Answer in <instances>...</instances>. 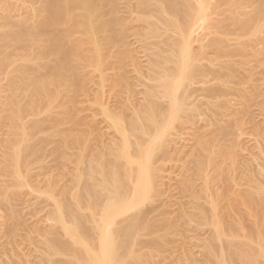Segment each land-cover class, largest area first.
Masks as SVG:
<instances>
[{"label": "bare ground", "instance_id": "obj_1", "mask_svg": "<svg viewBox=\"0 0 264 264\" xmlns=\"http://www.w3.org/2000/svg\"><path fill=\"white\" fill-rule=\"evenodd\" d=\"M120 1L121 0H0V103H2L0 118L4 120L2 126H0V264H141L140 262H143V259H145L143 257L144 254H141L142 256L139 255L141 252L139 247L140 252L135 254V250H133V253L132 245L136 240L137 234L140 235L139 233L144 228L146 232V227L144 225L150 223L145 222V224H143L142 220L144 219L142 218L141 220L139 216L143 211L142 208L146 209L147 204L145 205V202H150L151 200L152 203L153 196L154 199L158 200V198H155L157 195L155 192L158 191L155 190V188L158 189L157 183L159 181L154 179L157 174L155 173L156 175H154V171L156 172V170L152 169L154 165L151 166V163L154 164V161H152L154 160L153 157H159L156 154L160 152L163 153L162 151L165 152L164 149H170L171 144L173 145L174 143L177 145L175 142L172 143L173 140L172 137H170V130L173 128L175 129V127L177 128V126L181 128L182 125H186V122L191 121L192 123L193 120H195L193 118L201 115V111L203 113L204 110H210L207 111V113L215 112L217 114L221 112L227 113L228 111L232 113L233 116V114L236 115L239 113L248 114L252 103H264V0H123V3H120ZM120 13L122 15H119ZM94 25L95 28H93ZM92 59L96 61L98 66H103L102 69L105 68V60L110 59L111 61H108L109 63L106 62L108 63L106 65L108 66L111 62L113 64L112 66L117 67H113V70L115 68L118 72L126 70L124 67L127 68V64L129 65V80H126L129 81V86L124 81L126 79V75L124 74L125 71L122 72L123 75L122 73L118 75L113 74L112 80L109 79L110 73L109 75H107L108 73L101 74V72H106V69L110 65L105 68L106 71H102L101 67L99 69L98 66H96L100 72L99 76L102 78L98 86H101L103 82H107L108 80L109 82L110 80L114 82L118 87V83H120V85L125 83V90L128 86L129 105L125 106V104L124 107L120 108H122L121 110L123 112L124 109L128 110L129 118L128 113L123 115L127 111L124 113L122 112V114L121 110H117L122 114L121 116L119 113L118 116L116 113L114 114L111 112L108 109L111 105L107 107L108 101H106L109 97L105 95L107 97L105 99L106 102L102 101L104 103H102L101 107L102 112L104 111V115L110 119L107 120L108 122L111 121L112 126L109 125L110 129L113 127L117 135L115 136L113 134L115 137H110L112 139H109L107 143L102 142L105 144L102 148L106 150L110 149V151L108 150L110 155L108 151L106 155H109V157L113 159L110 161L111 163L108 162V164L110 163L109 166H107L108 164L105 162L107 164L105 166L107 167L103 166V163H101L103 167L98 164L97 168H95L97 162L93 164L90 163L92 161L87 162V171L85 174H79V172L85 171V168V170L82 168L81 171H77L79 169L77 165L79 164L75 165L77 166V170H75L78 173L76 176H73L76 180L73 178V180L70 179L72 182L69 184L74 182V185L72 184V188L69 190L71 186L68 188L69 184L67 182L69 180H66L67 177L64 179L63 176L65 175H62L63 173L61 174L59 170V173L56 171V169H59L58 166H60L58 162L60 159H63L61 156L64 155L61 154V156H59L58 154H53L52 148L55 150H69L73 147L70 145V142L75 138L72 142L74 145L76 142L78 144V141L81 140H79V138H82V135L78 138L76 135L78 134L79 136L83 131L76 129L81 132H74V137V134L72 136L71 133L66 132V129H63L64 127H60V132H58L59 128L55 127V129L58 128V130H55L57 132L54 135V132L50 130L54 129L53 126L58 125V123H55L53 126L51 125V128H53L49 129L53 135L48 138V135L51 133L44 130L46 128L44 124L50 123L49 119H46L43 123L41 120L35 119V117L42 112V105H46V110L49 108V105H51L50 109H56L54 106H56L55 104L57 103L54 102L62 99L66 100L64 96H67L69 90L72 91L75 89V92L77 89L80 91V89L83 88L86 82L82 85V81L85 80V76L82 75H86L88 72L82 68L87 64L88 68H91ZM126 59L127 61L129 60V63H126L125 66L124 61ZM92 64H94V62ZM122 66L123 70L120 71ZM92 67L94 68L93 65ZM85 68L87 69L86 66ZM110 68L112 72V67L110 66ZM110 68L108 69L110 70ZM82 70L83 73L86 71V74H81ZM102 76L108 77V80L106 78L104 80ZM80 77L84 80L81 79L80 81ZM111 86L114 88L116 87L113 85ZM85 87L84 89H86ZM112 87L110 89H112ZM82 91H84V94H80L87 96L85 90L82 89ZM77 92L78 91H76V93ZM101 92L102 90L100 94H96L100 100L101 98L99 95L102 94ZM62 94L64 96H62ZM70 94L71 93L68 95ZM72 95L75 96L76 94L74 95V93H72ZM120 95L121 94H119V96ZM71 96L70 98L73 97ZM115 97L117 96H113L112 99ZM119 98L120 97H118L117 101ZM72 99L74 100V97ZM69 103L68 101V104ZM98 103H96V105ZM88 105L90 106V104ZM99 105L100 103L98 106ZM44 106L43 108H45ZM59 106L61 105L59 104ZM118 106L117 109L119 108ZM234 107H238L239 109H235ZM261 107L263 108L264 106L261 105ZM60 108L61 107H59V111ZM111 108L112 107H110V109ZM113 108L114 111H116V107L113 106ZM50 109L46 111L49 112L48 115L52 112ZM75 110L77 112V109L72 111ZM207 113L205 112V114H202L204 115L203 119ZM70 115L69 112V116ZM254 115H252V118ZM44 117L46 118L48 116ZM225 117L224 120H226ZM238 117L240 118L239 115ZM48 118H50V116ZM66 118L69 119V123L70 118H68V116ZM245 118H247V115ZM249 118L252 119L251 117ZM62 119H64V117ZM73 119H75V116H73ZM221 119L220 124L222 123ZM60 120L61 119H58L57 121L59 122ZM230 121L233 122V119ZM229 122L227 121V123ZM239 122L240 121L236 123L242 128V122ZM251 122L252 121H250V123ZM234 124V128L232 129L239 126H235ZM246 124L249 125V122ZM48 125L46 126L50 128ZM67 126L68 125H66L65 128H68ZM205 126H203V129H205ZM238 128L234 130V133L235 131H239ZM62 129L65 132L62 131ZM43 130L44 133H48L46 136L48 139H46V141L49 140V142H45V144L43 141L44 145L41 144L42 142L39 143L38 141L41 140L42 137L34 141L35 137L37 138V135L41 134ZM73 130L75 131V129ZM89 130L88 133H90ZM253 130L255 132V129ZM240 131L245 135V130ZM237 133H235L236 136ZM172 134L173 133H171V136ZM253 134L255 136L257 135L255 133ZM196 135H198V133L195 134V136ZM207 135L210 136V134ZM259 135L263 136L261 134ZM237 137H242V135L239 134ZM256 137L262 141V137L259 138L258 135ZM256 137H254V140H257ZM176 139L177 137L175 140ZM205 139L206 140H203L201 134L200 136H196V139L193 141L195 142L194 146H196L198 150L208 149L209 144L207 143V137ZM238 139L236 138L237 141ZM86 140H84V143L88 142L89 137H87ZM234 140L233 138V142ZM237 141L235 144H237ZM48 143L55 145H53L54 147L48 145L52 151L49 152V154L43 152L44 154L40 153V156H37L36 152L38 150L34 149H45ZM80 143H83V139ZM77 144L75 146H77ZM85 145L87 146V143ZM79 146H82L81 149H86L88 147L85 146V148L84 144H80ZM218 146L219 145H217V147ZM235 146L234 148L231 146L234 151L237 149V145ZM76 148L77 150L80 149V147ZM220 148L223 149L224 147L221 146ZM220 148L218 149L220 150ZM228 148L229 146H227L226 149ZM171 149H173V147ZM214 150L216 151V149ZM211 151L215 152L213 150ZM231 152H228L229 154L227 153V156H230ZM64 153L65 152H63V154ZM81 155L82 154L79 156ZM165 155H163V157ZM233 155L235 156L237 154L233 153ZM233 155L230 156L232 157L231 159H233ZM82 156H84L82 158L85 160H93L89 158V155L88 157L86 155ZM211 156L209 157L211 158ZM220 156L222 155L220 154ZM229 156L228 159L230 158ZM206 157H204L205 160ZM93 158L95 160V157ZM252 158L253 156L251 159ZM193 160H195V158ZM66 161L67 159L65 162ZM258 161L260 160L257 158V162ZM43 162L44 164L37 165ZM69 162L70 160L68 163ZM237 162L233 163L236 164ZM251 162H253V160ZM261 162L262 163H257L258 166H256V169L254 167L256 171L253 170L252 173L250 171L252 167H250V175L241 173L243 179H246L245 181H241H247V183H245L247 187H242L243 191L240 190L241 185H243L242 182L241 185L239 184L240 182L234 184L235 181L238 182V175L234 177L235 179L233 178L234 180L227 178L228 176L226 179L223 176L224 179H229V181H232L231 184H234L231 190H233V188H239L238 191L236 190L238 194H236L235 190H230L231 193L229 192V196L233 195V198H231L233 200L235 199V195L243 197V199H240V197L235 196L237 199L239 198L238 203L240 202V205L245 207V211L243 210V212L247 214L255 210V207L252 206L254 207L252 211V207L249 205V202L246 201L247 197L248 199L251 197V195L249 197V194L256 191L258 194L264 195V189L260 188L259 183L257 185L258 188L257 186H251V184L257 183L260 179L264 178V159ZM198 163L199 162H197V164ZM63 164L65 165V163ZM209 164H212V162L208 163L210 168L214 165L212 164L210 166ZM159 165L161 164L159 163ZM200 167H202V165H200ZM214 168L211 169L213 170ZM236 168L239 169L238 167ZM63 169L65 170V167H63ZM64 170L62 172H64ZM208 170L210 173V169ZM220 171L221 170H219V172ZM189 172L193 174L191 171ZM255 172H257V175ZM246 173L249 174L248 172ZM95 174L96 176L99 174V177H96ZM208 174L204 177H202L203 175L201 176L203 180H201L202 178L200 179L204 184L203 199L206 203V207L190 203L192 204L193 210L198 211L195 212L198 213L197 217L199 221H201L198 222L201 224L200 226L208 225L207 227H209L211 225L215 230V233H212L214 236H204V232L202 235L204 237L202 239L198 238L199 243H196L195 247H197V251L194 250L192 246L193 249H189L190 251L188 254H183L185 251L182 248L181 250L184 251H182L183 253L181 252L182 256L174 260L172 264H264V237L262 238V236H260L261 233H259L260 235L257 233L256 238L258 239L254 240L252 237H254L253 235H255L256 231L252 236L249 232L247 235H244V232L240 234V236L234 231L235 229L233 227L235 222L230 221L231 223H222L220 220L222 217L218 215L219 209H221V207H218L219 202H217L219 196L216 197V195H214V190H212H217V186L215 188L213 186L216 182H213V184H211L213 187H211L210 181L212 182V178L214 180V177H209ZM83 176L90 179V182L92 179V183H88V180L83 181V179H85L81 178ZM80 178L83 183H86L83 184L79 182V184H83L79 187L77 182ZM224 179L222 180L226 183ZM159 180L161 179L159 178ZM219 184H221L220 181ZM245 184L244 186H246ZM229 185L230 184H228V186ZM236 185L240 187H236ZM219 186L221 187V185ZM27 190H30V194ZM81 190L84 192L82 191V193H80ZM79 194H81V196H79ZM83 194L86 195V197ZM75 195L76 197H74ZM186 195L188 196V194ZM217 195H219V193ZM26 196L34 197L33 199L36 198V200H38L37 198H41V200L34 205L32 204L33 202H30L29 197L26 199ZM68 196L75 200L74 203L71 200V203L68 202ZM159 196L161 197V193ZM195 197L197 196L195 195ZM223 197L226 198L227 196ZM197 200L195 198V202ZM159 201H162V198ZM228 202H226L227 205ZM151 203L150 207L152 205ZM203 204L204 203H202V205ZM253 204L254 203H252V205ZM143 205H145V207H143ZM238 205L236 206L241 208V206ZM189 206L191 207V205ZM147 208L149 207L147 206ZM261 209L264 211V206ZM229 210H231V208ZM43 211H45L44 214L46 213L45 221L41 220L40 216L42 215L37 217V214L39 212L43 214ZM128 211L130 214H125ZM177 211L178 209L176 212ZM263 211L262 213H264ZM86 212L88 213L86 214ZM153 212L152 210L151 214ZM155 212L154 214H156ZM189 212L191 213V211ZM230 212L233 214L232 210ZM243 212L241 211V213ZM209 213V216L212 214L210 221L207 216ZM123 214L126 216L124 215L125 217L119 218ZM249 214L246 215V219L250 216ZM225 216L227 217V215ZM238 216L240 217V215ZM244 216H242V218ZM155 218L156 217H154V220ZM187 218L189 219V216H187ZM160 219L161 218H159V220ZM237 219L239 218L235 219L236 222ZM261 219L264 220V217H261ZM192 220L194 222V219ZM144 221H146V219ZM240 221L237 223L242 225L243 223L241 224ZM259 222L261 223V221ZM190 223H188V225ZM238 225L235 224V226ZM151 228L152 227L149 229ZM239 229L242 230V227H239ZM153 235L155 238L157 237L154 233ZM193 237L195 238L196 236ZM139 238L140 237H138V239ZM149 238L147 237V240ZM160 238L162 237L160 236L159 239ZM183 238L185 239L186 237ZM142 239L143 238L139 239V241ZM156 239H158V237ZM149 241L151 242L152 240ZM172 248L174 247L169 249ZM185 248L187 250V247ZM148 249L147 247V250ZM177 249L179 250V246ZM153 250L155 251V249ZM148 255L152 257L151 254ZM168 262L171 264L170 261Z\"/></svg>", "mask_w": 264, "mask_h": 264}, {"label": "rangeland", "instance_id": "obj_2", "mask_svg": "<svg viewBox=\"0 0 264 264\" xmlns=\"http://www.w3.org/2000/svg\"><path fill=\"white\" fill-rule=\"evenodd\" d=\"M120 3H123V0H121L120 1ZM119 15H122L121 13L119 14ZM108 16V15H107ZM106 16V17H107ZM107 19V18H106ZM128 22H129V20H128ZM97 24H99V23H97ZM128 26H129V23H128ZM96 27H97V25H96ZM93 28H95V25H94V27ZM93 28H91V29H93ZM90 29V30H91ZM128 41H129V33H128ZM105 54V53H104ZM93 60V62H94V64H92L93 62H91V68H93L92 67V65L94 66V68L93 69H91V68H88V64L87 65H84V67L82 68V69H84V70H86L88 73V75L86 74V71H84V73H83V70H82V73L81 74H86V75H82V76H85L84 78H85V80L84 79H82L81 77H80V81H81V79L82 80H84V81H82L83 83H82V85L84 84V82H86L84 85H83V88H81L80 89V91L77 89L76 91H78L77 93H79V94H77L76 93V91L74 92V90H72V91H68V93H67V96L65 95H63L62 94V96H64V98H66V100H64V99H62V100H58L57 102H54V103H57V104H55L56 106H54V108H56V109H50V107H51V105H47L49 108L48 109H50V111H52L54 114H55V116H54V114L52 113V112H50V115H48L49 114V112H46L47 110H46V105L44 106V105H42V112L41 113H39L36 117H35V119H37V120H41V122H45L46 121V119H49V121H50V123H52V124H50L49 122L48 123H46V124H44L45 126L44 127H46L44 130L45 131H47V132H54V135H55V133L57 132V131H55V130H58V128H59V130H58V132H60L61 130V128H63V129H66V132H68V133H71V135L73 136V134H74V137H75V133H80L81 131H77V130H82L83 132H81V133H83V134H79V136H78V134L76 135L77 136V138L78 137H80V135H82V138H79V140L82 142V139H83V143H80V141H78L79 143L77 144V142H76V144H77V146H75L74 144H73V140H75V138L70 142L71 144L70 145H72L71 147L73 148H70L69 150L68 149H56V150H58L59 151V153H58V151H56L54 148H52L53 149V154H55V155H59V156H61V154L62 155H64V156H61L63 159H65V157H66V159H67V161L65 162V160H59V164L58 165H60V166H58L59 167V169H56V171L59 173V171H61L60 173L62 174V175H65V176H63V178L65 179L66 177V180H69L67 183L69 184V183H71L72 181H70V179L71 180H76L75 179V177H73V176H76L77 175V173L78 172H76V170H77V166H78V170L77 171H81L82 170V168H83V170H85L86 169V163L87 162H90V161H92V162H90L91 164H93V163H96L97 162V165H96V167H95V164H94V167L95 168H97V166H98V164H99V166L101 165V163H103V166H105V165H107L108 164V162H110V161H112V159L113 158H110L109 157V151H110V149H103L102 147L105 145L104 143H107L108 142V140L110 139H112V138H110V137H113L114 135L116 136L117 134H115V131H114V129H113V127L110 129V126H112V124H111V121H107V120H110L109 118H107L106 117V115H104V111L102 112V103L105 101V99H106V97L107 96H105V95H108V97L109 98H111V99H109V98H107L106 99V101H108L107 102V107H109L110 105V107H112L111 109H110V107L108 108L111 112H113L114 114L116 113L117 115H118V111H120L122 108H120V107H124V105L125 106H128L129 105V89H127L128 88V84H129V81H126V80H129L128 78H129V65L127 64V68L126 67H124V69H126V70H123V66H122V69H120V71L121 70H123V71H121V72H118V71H116L117 69H115V68H117V67H115V66H112L113 64L110 62V66L112 67V72H111V68H110V66L108 67L106 64H108L109 62L108 61H111L110 59L109 60H105L106 62H108V63H106V62H104L105 63V68H110V70L107 68L106 70L108 71H106L105 70V68H103L102 69V67H101V65H99L98 66V64L96 63V61H94V59H92ZM126 61V62H125ZM124 61V64H125V66H126V63H129V60L127 61V59ZM103 63V64H104ZM256 65V64H255ZM85 66L87 67V69L85 68ZM96 66H98V68L100 69V67H101V70L103 71V70H105L106 72H101V74L103 73V74H107V75H109V73H110V75H109V79H112L113 80V74L115 75V74H119V73H122V72H124V74L126 75V79L124 80L125 81V83L128 85L127 87H126V90L124 89V87L126 86L125 85V83L124 84H122V85H120V83H118L119 84V87H118V85H116V84H114V82H112L111 80H110V82H109V80L107 79L108 77H104V76H102L103 77V79L105 80V78L108 80L106 83L105 82H103L102 84H101V86H98V85H100V82H101V80H102V78L99 76V71H98V69H97V67ZM113 67H115L114 68V70L116 71H114L113 70ZM88 69H89V71H88ZM93 71V73H92V71ZM119 70V69H118ZM90 74V75H89ZM96 74H97V76H96ZM107 75H105V76H107ZM122 75H123V73H122ZM87 76V77H86ZM128 76V77H127ZM98 77V78H97ZM111 77V78H110ZM99 79V80H98ZM103 80V81H104ZM88 81V82H87ZM97 82V83H96ZM98 82H99V84H98ZM109 83H110V85H109ZM2 84V83H1ZM89 84H91V85H89ZM93 84V85H92ZM97 84V85H96ZM103 84H105V85H103ZM111 85H113V86H116L115 88L114 87H112ZM125 85V86H124ZM86 86V87H85ZM110 86V87H109ZM84 87L86 88V89H84ZM88 87V88H87ZM94 87V88H93ZM103 87V88H102ZM106 87V88H105ZM112 87V89H110ZM121 87V88H120ZM120 88V89H119ZM82 89L83 90H85V94L87 95V96H83L82 94H84V91H82ZM91 89H92V91L94 90L95 92H96V94L98 95V94H100V91L102 90V94L101 95H99L100 96V98H101V100L99 99V97L95 94V92L93 91H91ZM101 89V90H100ZM119 89V90H118ZM122 89V90H121ZM119 92H118V91ZM99 91V92H98ZM121 91V92H120ZM118 94H117V93ZM128 92V93H127ZM69 93H71L70 95H68ZM72 93H74V95L75 96H73L72 95ZM80 93H82V94H80ZM89 93V94H88ZM91 93V94H90ZM108 93V94H107ZM110 93V94H109ZM113 93V94H112ZM61 94V93H60ZM116 94V95H115ZM119 94H121L120 96H119ZM74 97V100L72 99L73 97ZM89 95V96H88ZM91 95H93V96H91ZM96 95V96H95ZM105 96V97H103V96ZM112 95V96H111ZM69 96V97H68ZM70 96L72 97V98H70ZM78 96H79V98H78ZM82 96H83V98H82ZM113 96H117V97H115L114 99H112L113 98ZM121 96H122V98H121ZM124 96V97H123ZM89 97V98H88ZM92 97H94V98H92ZM118 97H120L119 98V100L117 101V99H118ZM69 98V99H68ZM76 98V99H75ZM85 98H87V99H85ZM97 98H98V100H97ZM103 99V100H102ZM124 99H126V100H124ZM70 102L69 104H68V101ZM73 100V101H72ZM82 100H84V101H82ZM95 100V101H94ZM128 100V101H127ZM63 103H62V102ZM100 103V105L98 106V102ZM103 101V102H102ZM105 101V102H106ZM116 101H117V103H116ZM125 101H127V102H125ZM67 102V103H66ZM95 102V103H94ZM120 102V103H119ZM53 103V104H54ZM96 103H98L97 105H96ZM108 103H109V105H108ZM122 103H124V104H122ZM128 103V104H127ZM53 104H52V107H53ZM59 104L61 105V106H59ZM75 104V105H74ZM88 104H90V106L88 105ZM104 104V103H103ZM106 104V103H105ZM113 104H116V105H113ZM121 104V105H120ZM255 104V105H254ZM2 105V103H0V106ZM66 105H68V106H66ZM119 105V106H118ZM261 105L262 106H264V103H252L250 106H251V109H250V112L248 113V114H245V113H239V114H233V116H232V113H230V112H228L227 111V113H224V112H221L220 114H217V113H215V112H210V113H207V111H210V110H207V111H205L204 110V112L202 113V111H201V115H199V116H196V118H193V119H195V120H193V124L191 123V121L190 122H186V125L184 124V126L182 125V127L180 128V126L178 127L177 126V128L175 127V129L173 128V129H171L170 130V137H172V143L173 142H175L177 145H175L174 143H173V145L171 144V147H170V149H164L165 150V152L164 151H162L163 153H159V154H156V155H158L159 157H157L156 158V156H154L153 158H154V160H152V161H154V164H152L151 163V166L152 165H154V166H152V169L154 170H156V172L154 171V175H156V178H154V179H157V181H159L158 183H157V185H158V189H156L155 188V190H158L157 192H155V193H157V195L155 196V198H158V200H156V199H154V196H153V199H152V203H151V200H150V202H149V204H148V202H145V205H146V209L145 208H142L143 209V211H142V215L140 214L139 216H140V218H141V220H142V218L145 220L146 219V221H144V220H142L143 221V224H145V222H150L148 225L147 224H145L144 226L146 227V232H145V228L139 233L140 235H138L137 234V237H136V240H135V242L133 243V245L134 246H136V247H134L133 245H132V252L134 253V251L133 250H135V254H137V253H139L140 251L141 252H144V253H139V255H143V257L145 258V259H143V262H140L141 264H169V262L168 261H170L171 262V264L174 262V260H176L178 257H180V256H182V253L183 254H188V252L190 251V250H192L193 248H194V250H196L197 251V247H195L196 246V243L198 244L199 243V241H198V238L199 239H202L204 236H207V235H210V237L211 236H214L213 234L215 233V230H214V228L210 225L209 227H207L206 225H202V226H200L201 224H199L198 222H201V221H199V219H198V213H196V212H198L197 210H193V208H192V204H194V205H200V206H205L206 207V203L204 202V199H203V197H204V195H203V193H204V191H203V181H200V179L202 178V177H204L206 174H208L209 172V170L208 169H210V173L208 174V176L209 177H214V180H213V178H212V182L210 181V185L211 184H213V182H216V183H214V184H216V185H214L213 184V186H214V188L216 187L217 188V190L216 189H212V190H214V195H216V197L217 196H219V199H217L218 201L217 202H219V208L221 207V209H219V212H218V215H219V217L221 216L222 218L220 219L219 217H217V218H219L221 221H222V223H226V222H235L234 223V231H236V233H238L239 235L240 234H243L244 232H245V234L244 235H247L248 234V232H249V234H251V236H252V234H254V232H255V235H253L254 237H252V238H254V240H256V239H258V238H256V234L258 233H261V235L260 236H262V238L264 237V232H263V228H264V220H262L261 219V217L263 218L264 217V213H262V207L264 206V195H261V194H258L256 191V194H255V192L254 193H251V194H249V197H250V195H251V197L248 199V197L246 198L247 200V202H249V205L252 207V206H254L255 207V210H254V207H252V211L254 210L255 211V213H254V211L253 212H251L249 215V217L246 219V215H248L247 213H244L243 212V210L245 209V207L243 206L242 207V205H240V202L238 203V201H239V198L237 199L235 196H238V195H235L234 196V200L233 199H231V198H233V195L231 196H229V194L231 193V191H233V190H235V192H236V194H238V189L239 188H233V190H231L232 188L231 187H234V184H238L239 182V184L241 185V180H243V181H245L246 179H243V176H242V174L241 173H243V174H245V175H250L252 172H253V170H254V167H255V169H256V166H258L257 165V163H262L261 161H263V159H264V157H261V156H264V151H262V150H264V138H263V136H264V107L262 108L261 107ZM43 106L45 107V108H43ZM64 106V107H63ZM77 106V107H76ZM113 106L114 107H116L115 108V110L117 111H114V108H113ZM117 106L119 107L118 109H117ZM237 106H239V105H237ZM59 107H61V108H64V109H61L60 108V111H59ZM72 107V108H71ZM257 107V108H256ZM66 108V109H65ZM235 108V107H234ZM237 109H239L238 107H236ZM235 108V109H236ZM1 109H2V106L0 107V111H1ZM70 109H72V110H74V109H77V112H76V110L75 111H72V110H70ZM82 109V110H81ZM87 109V110H86ZM101 109V110H100ZM260 109V110H259ZM57 112H56V111ZM62 110V111H61ZM64 110H66V111H64ZM66 113H64V112ZM81 111H83V112H81ZM125 111H127V112H125ZM252 111V112H251ZM263 111V112H262ZM60 112H62V113H60ZM69 112H70V116H69ZM76 112V113H75ZM80 112V113H79ZM123 111L121 110V113H122ZM125 112V113H124ZM124 114L123 115H125L126 113H128V118H129V112H128V110H125L124 109ZM205 112L207 113L206 114V116L204 117V119H203V116L204 115H202V114H205ZM258 112V113H257ZM1 113V112H0ZM52 113V114H51ZM64 113V114H63ZM112 113V114H113ZM230 113V114H229ZM61 114H62V117H61ZM77 116H76V115ZM80 116H79V115ZM113 114V115H114ZM122 114H120L119 113V115L121 116ZM209 114H210V116H209ZM226 114V115H225ZM255 114V115H254ZM116 115V116H117ZM118 115V116H119ZM211 115H213L214 116V118H213V116H211ZM219 115V116H218ZM223 115V116H222ZM226 117H225V116ZM238 115L240 116V118L238 117ZM246 115H247V118H248V120H247V118H245L246 117ZM249 115V116H248ZM252 115H254L253 116V118H252ZM44 116H50V118H48V117H44ZM68 116V118H70V125H69V123H68V120L69 119H67L66 117ZM73 116H75V119H73ZM83 116V117H82ZM216 116V117H215ZM221 116H222V119H221ZM243 118H242V117ZM261 116V117H260ZM56 117V118H55ZM60 117V118H59ZM64 117V119H62ZM81 117V118H80ZM206 117H208V118H206ZM224 117H225V119L226 120H224ZM249 117H251L252 119H250ZM44 118H45V120H44ZM201 118H202V120H201ZM221 119V124H220V119ZM235 118H237V119H235ZM262 118V119H261ZM1 120H0V126H2V122H4V120L2 119V118H0ZM52 119V120H51ZM54 119H61L59 122L57 121V120H54ZM66 119V120H65ZM73 119V120H72ZM78 119V120H77ZM81 119H82V121H81ZM217 119H218V121H217ZM233 119V122H231L230 120H232ZM235 119V120H234ZM238 119H241V120H238ZM244 119V120H243ZM254 119V120H253ZM83 120H84V122H83ZM199 120V121H198ZM207 122H206V121ZM215 120H216V122H215ZM244 122H243V121ZM252 121L251 123H250V121ZM48 121V120H47ZM51 121H53V122H51ZM56 121V122H55ZM79 121V122H78ZM201 121V122H200ZM211 121H213V122H211ZM225 121V122H224ZM227 121L229 122V123H227ZM238 121H240V122H242V128H241V126L239 125V124H237L236 122H238ZM261 121V122H260ZM64 122V123H63ZM77 122V123H76ZM199 123V125H198V123ZM239 122V123H240ZM248 123L249 122V125L248 124H246V123ZM57 124L58 123V125H55V126H53L54 124ZM190 123V124H189ZM203 125H202V124ZM210 123V124H209ZM235 123V124H234ZM246 125H245V124ZM257 125H255V124ZM260 124V125H258V124ZM48 124H50V125H48ZM71 124H73V125H71ZM74 124H75V126H77V127H75L74 126ZM80 124V125H79ZM83 124H85V125H83ZM197 124V125H196ZM209 124V125H208ZM222 124H223V126H222ZM233 124L235 125V126H238V127H236L235 129L237 130V128L239 129V131L240 130H245L244 132H245V135L243 134V132H239V131H237L240 135H242V137H237V136H239V134L235 131V133H237V136H236V134L234 133V130L235 129H232V128H234L233 127ZM252 124V125H251ZM254 124V125H253ZM46 125H48L50 128H48ZM51 125L54 127V129L53 130H50L49 131V129H52L51 128ZM63 125V126H62ZM66 125H68L67 127L71 130H69L68 128H65L66 127ZM79 125V126H78ZM87 125V126H86ZM110 125V126H109ZM206 125V126H205ZM219 125V126H218ZM225 125V126H224ZM229 125H230V127H231V129H230V127H229ZM245 125V126H244ZM249 127H248V126ZM89 126V127H88ZM194 126H197V127H194ZM203 126H205L204 128L205 129H203ZM208 126V127H207ZM211 126H213V127H211ZM214 126H216V127H214ZM55 127H58L57 129H55ZM61 127V128H60ZM87 127V128H86ZM218 127V128H217ZM246 127V128H245ZM248 127V128H247ZM251 127H252V129H251ZM256 127V128H255ZM202 130H201V129ZM206 128H209V129H206ZM211 128H212V130H211ZM214 128V129H213ZM216 128V129H215ZM228 128V129H227ZM259 128V129H258ZM62 129V131H64ZM68 129V130H67ZM73 129H75V131L73 130ZM77 129V130H76ZM90 129V130H89ZM193 129V130H192ZM197 129H198V131H197ZM221 129V130H220ZM225 129V130H224ZM227 129V130H226ZM247 129V130H246ZM253 129H255V132H254V130ZM44 130H43V132L41 133V134H38L37 136V138L35 137V139H34V141L35 140H37L38 138H41V140H38L39 141V143H41V144H43V141H44V144H45V142L47 143V142H49V140H47L46 141V139H48L49 137H51V135H53V133H51V134H49L48 135V133L46 132V133H44ZM87 130V131H86ZM88 130H89V132L90 133H88ZM213 130H215V131H213ZM261 130H262V133H261ZM77 131V132H76ZM84 131H85V133H84ZM202 131H204V132H202ZM230 131V132H229ZM247 131V132H246ZM257 131V132H256ZM65 132V131H64ZM75 132V133H74ZM178 132H179V134H178ZM232 132V133H231ZM259 132V133H258ZM0 133H1V131H0ZM112 133V134H111ZM171 133H173L172 134V136H171ZM198 133V135L200 136V134H201V137L203 138V140H206L205 138L207 137V143L209 144L208 146V149H202V150H198L197 149V147L196 146H194V144H195V142H193L195 139H196V136H198V135H196L195 136V134H197ZM213 135H212V134ZM233 133H234V135L236 136V138L238 139V141L236 140V138H235V136L233 135ZM247 133V134H246ZM249 133V134H248ZM253 133H255V134H257L258 136H259V138H261L262 139V141H260L259 139H257L258 137H256ZM85 134V135H84ZM87 134H88V136H87ZM114 134V135H113ZM177 136H176V135ZM181 134V135H180ZM192 134V135H191ZM206 134V135H205ZM207 134H210V136L209 135H207ZM259 134H261V135H263V136H260ZM48 135V138L46 137ZM112 135V136H111ZM206 137H205V136ZM249 135V136H248ZM95 136V137H94ZM100 136V137H99ZM114 136V137H115ZM177 137V139L175 140V138ZM179 136V137H178ZM192 136H194V137H192ZM204 136V137H203ZM87 137H89V140H88V142H86L87 143V146L89 145L90 146V149H89V146L87 147L85 144L86 143H84V140H86V138ZM91 137V138H90ZM98 137V138H97ZM113 137V138H114ZM248 137H250V138H248ZM254 137H256V139L259 141H257V140H254ZM174 138V139H173ZM209 138V139H208ZM233 138L235 139L234 140V142H233ZM246 138V139H245ZM44 139V140H43ZM102 140V141H101ZM178 140H180V141H178ZM218 140V141H217ZM244 140H246V141H244ZM87 141V140H86ZM91 143H90V142ZM193 143H192V142ZM231 141V142H230ZM236 141H237V144H235L236 143ZM256 141H257V143H256ZM102 142H104V143H102ZM179 142V143H178ZM74 143H75V141H74ZM100 143V144H99ZM190 143H192V144H190ZM210 143H211V146H210ZM214 143V144H213ZM233 143V144H232ZM239 143V144H238ZM245 143V144H244ZM43 144V145H44ZM80 144H84V147L86 148V149H81L82 148V146H79ZM94 144V145H93ZM179 144V145H178ZM181 144V145H180ZM219 145L218 147H217V145ZM228 144V145H227ZM48 145H52V144H46V147H45V149H34V150H38L37 152H36V154H37V156H40V153L41 154H44L43 152H45V153H47V154H49V152H51L52 151V149H50V146L48 147ZM54 145V144H53ZM52 145V146H53ZM69 145V146H70ZM222 147H224L223 149L222 148H220L221 146ZM235 145H237V149H235V151H234V149H232V147L231 146H233V148H234V146ZM238 145H239V147H238ZM55 146V145H54ZM53 146V147H54ZM68 146V147H69ZM94 146V147H93ZM176 146H178V147H176ZM181 146V147H180ZM191 146V147H190ZM227 146H229V148L228 149H226L227 148ZM242 146H243V148H242ZM76 147H80V149L79 150H77V148ZM98 147V148H97ZM173 147V149H171ZM190 149H189V148ZM193 147V148H192ZM214 147V148H213ZM236 147V146H235ZM47 148V149H46ZM50 150H49V149ZM76 148V149H75ZM92 148V149H91ZM94 148V149H93ZM97 148V149H96ZM176 148V149H175ZM178 148H180V149H178ZM218 148H220V150L218 149ZM242 148V149H241ZM103 149V150H102ZM178 149V150H177ZM214 149H216V151L214 150ZM224 149H225V151H224ZM44 150V151H43ZM62 150H63V152H65L64 154H63V152H62ZM64 150H66V151H64ZM109 150V151H108ZM172 150V151H171ZM197 150V151H196ZM211 150H213V151H215V152H218V153H215V152H212ZM221 150H223V151H221ZM39 151H41V152H39ZM48 151V152H47ZM61 151V152H60ZM108 151V156L106 155L107 152ZM207 151V152H206ZM208 151H209V153H208ZM232 151V152H231ZM39 152V153H38ZM55 152H57V153H55ZM71 152V153H70ZM85 152V153H84ZM91 152V153H90ZM98 152V153H97ZM104 152V153H103ZM168 154H167V153ZM176 152V153H175ZM199 152H201V153H199ZM207 154H206V153ZM228 152H231V155H233V153H235V154H237V155H233V159H231L232 157H230L229 155V159H228V156H227V153ZM237 152V153H236ZM68 153V154H67ZM204 153V154H203ZM211 153V154H210ZM222 153H224V154H222ZM239 153V154H238ZM80 154H82V155H86L87 157H88V155H89V158H91V159H93V160H85L84 158H82V157H84V156H79ZM92 154V155H91ZM99 154V155H98ZM166 154V155H165ZM196 154V155H195ZM214 154V155H213ZM220 154L222 155V156H220ZM229 154V153H228ZM71 155V156H70ZM76 155V156H75ZM93 155H95V156H93ZM97 155V156H96ZM101 155H103V156H101ZM106 157H105V156ZM163 155H165L164 157H163ZM202 155V156H201ZM211 155H213V156H211ZM44 156H46V155H44ZM68 156V157H67ZM198 156V157H197ZM208 157V159H207V157ZM209 156H211V158L209 157ZM227 156V157H226ZM253 156V158L251 159V157ZM87 157H85V158H87ZM93 157H95V160H94V158ZM96 157H97V159H96ZM98 157H100V158H98ZM103 157V158H102ZM108 157V158H107ZM112 157V156H111ZM202 157V158H201ZM204 157H206V160H205V158ZM221 157H222V159H221ZM241 157H243V158H241ZM246 157V158H245ZM258 158V160H260V161H258L257 162V158ZM35 158V157H34ZM44 158V157H43ZM49 158H51V157H49ZM49 158H47V159H49ZM69 158V159H68ZM162 158V159H161ZM195 158V160H193V159ZM210 158V159H209ZM217 158V159H216ZM219 158H220V160H219ZM225 158V159H224ZM237 158V159H236ZM242 160H241V159ZM255 158V159H254ZM262 158V159H261ZM75 159H76V161H75ZM102 159V160H101ZM109 159V160H108ZM111 159V160H110ZM161 159V160H160ZM164 159V160H163ZM232 161H231V160ZM243 159H245V160H243ZM70 160V162L68 163V161ZM158 160H159V162H158ZM210 160V161H209ZM218 160V161H217ZM241 162H240V161ZM253 160V162H251ZM63 161V162H62ZM94 161V162H93ZM102 161V162H101ZM151 161V162H152ZM157 161V162H156ZM162 161V162H161ZM194 161V162H193ZM204 161V162H203ZM207 161V162H206ZM238 161V162H237ZM245 161V162H244ZM73 162V163H72ZM75 162H78V163H75ZM80 162H82V163H80ZM107 164H106V163ZM193 162V163H192ZM197 162H199L198 164H197ZM212 162V164H214L213 166L214 167H216V168H214L213 166H211L212 164H209L210 166H211V168H214L213 170L208 166V163H211ZM220 162V163H219ZM233 162H237L236 164L235 163H233ZM240 162V163H239ZM249 162V163H248ZM63 163H65V165L63 164ZM71 163V164H70ZM75 163V164H74ZM105 163V164H104ZM111 163V162H110ZM110 163L107 165V166H109L110 165ZM156 163H157V165H156ZM159 163L161 164V165H159ZM239 163V164H238ZM251 163V164H250ZM39 164H44V162L43 163H38L37 165H39ZM69 164H70V166H69ZM74 164V165H73ZM77 164H79V165H77ZM84 164V165H83ZM197 164V165H196ZM207 165V168H206V165ZM250 164V165H249ZM75 165H77V166H75ZM155 165H156V167H155ZM159 165V166H158ZM200 165H202V167H200ZM205 165V166H204ZM61 166H62V168H61ZM71 166H72V168H71ZM83 166V167H82ZM102 165H101V167H103ZM107 166H105V167H107ZM219 166V167H218ZM242 168H241V167ZM246 168H245V167ZM57 167V168H58ZM63 167H65V170L63 169ZM74 167V168H73ZM104 167V168H105ZM154 167V168H153ZM236 167H238L239 169H237ZM250 167H252L251 168V170H250ZM67 168V169H66ZM85 168V169H84ZM159 168V169H158ZM206 169V171H205V169ZM222 168V169H221ZM72 169V170H71ZM76 169V170H75ZM202 169V170H201ZM223 169H224V172H223ZM237 169V170H236ZM59 170V171H58ZM64 170V172H62ZM153 170H152V172H153ZM158 170V171H157ZM216 170V171H215ZM219 170H221L220 172H219ZM239 170H240V175L242 176V178H241V176L239 175ZM244 170H246V171H244ZM251 171V173H250V171ZM87 171V169L85 170V171H81V172H79V174L81 173V174H85V172ZM189 171H191L193 174H191ZM196 171V172H195ZM200 173H199V172ZM203 171V172H202ZM236 171V172H235ZM244 171V172H243ZM254 171H256V170H254ZM67 172V173H66ZM188 172H189V174H188ZM206 172V173H205ZM214 172H216V173H214ZM227 172V173H226ZM235 174H234V173ZM246 172H248L249 174H247ZM57 173V174H58ZM71 173V174H70ZM74 173V174H73ZM76 173V174H75ZM156 173V174H155ZM185 173V174H184ZM199 175H198V174ZM218 173V174H217ZM228 173H229V175H228ZM232 173V174H231ZM256 173V175H257V172H255ZM159 174V175H158ZM188 174V175H187ZM201 174V175H200ZM212 174H213V176H212ZM230 174H231V176H230ZM70 175V176H69ZM198 177H197V176ZM203 175V176H202ZM220 175V176H219ZM222 175V176H221ZM226 175V176H225ZM237 175L239 176L238 177V182H234V184L232 183L231 184V180L229 181V179H233L234 177H237ZM254 175V174H253ZM95 176H96V174H95ZM185 176V177H184ZM186 176H189V177H186ZM202 176V177H201ZM217 176H219V177H217ZM226 178L227 176V178H229L228 180H226V179H224V177ZM71 177V178H70ZM96 177H99V174H97V176ZM155 177V176H154ZM161 179V180H159V178ZM162 177V178H161ZM180 177H182V178H180ZM195 179H194V178ZM215 177H216V180H215ZM230 177H232V178H230ZM73 178V179H72ZM81 178H85L84 176L83 177H81ZM80 178V179H81ZM183 178H185V179H183ZM188 178V179H187ZM192 178V179H191ZM262 178V177H261ZM79 179V181L77 182V184L79 185V187H80V185H83V184H85L86 182H84L83 183V181H87L88 180V183L90 182V179H87V178H85V179H83V181H82V179L80 180ZM98 179H100V178H98ZM163 179V180H162ZM183 179V180H182ZM222 179H224V181H226V183L225 182H223V180ZM235 179V178H234ZM233 179V180H234ZM263 180H264V178H262ZM262 179H260L259 180V182H257V183H253V184H251V186H253V187H255V186H257L258 185V183L260 184L259 186H260V188H263L264 189V181L262 180ZM181 180V181H180ZM185 180V181H184ZM188 180H189V183H188ZM196 180V181H195ZM201 180H203V178L201 179ZM221 182V184H219V181ZM156 181V182H157ZM183 181V182H182ZM79 182H82L83 184H79ZM161 182V183H160ZM181 182H182V185H181ZM185 182H187V183H185ZM193 182V183H192ZM194 182H195V184H194ZM92 183V179H91V182H90V184ZM197 183V184H196ZM243 183V185H241V191H243V188L245 187H247V185L245 184V183H247V181L246 182H242ZM73 185H74V182L72 183ZM72 184H69L68 185V188H69V190L72 188ZM176 184H178V185H176ZM187 184H188V186H187ZM228 184H230L229 186H228ZM244 184L246 185V186H244ZM163 187H162V186ZM179 185H181V186H179ZM219 185H221V187L219 186ZM232 185V186H231ZM261 185H263V186H261ZM190 186V187H189ZM196 186H197V188H196ZM212 185H211V187H213ZM238 185H236V187H237ZM226 188V190H225V188ZM238 187H240V186H238ZM243 187V188H242ZM184 188V189H183ZM191 188V189H190ZM194 188H196V189H194ZM221 188V189H220ZM257 188H258V186H257ZM181 189V190H180ZM188 189V190H187ZM190 189V190H189ZM228 189V190H227ZM175 190V191H174ZM183 190V191H182ZM216 190V191H215ZM222 190V191H221ZM224 190H225V192H224ZM231 190V191H230ZM237 190V191H236ZM28 191V193L30 192V190H27ZM82 191L83 190H81V192L80 193H82ZM161 191V192H160ZM187 191V192H186ZM192 191V192H191ZM196 191V192H195ZM240 191V192H241ZM84 192V191H83ZM180 192V193H179ZM202 192V193H201ZM224 192V193H223ZM230 192V193H229ZM155 193H153V194H155ZM160 193H161V197L159 196L160 195ZM179 193V194H178ZM191 193V194H190ZM213 193V192H212ZM219 193V195H217ZM226 193H228V194H226ZM30 194V193H29ZM85 194V193H84ZM83 194V195H84ZM159 194V195H158ZM172 194V195H171ZM186 194H188V196L186 195ZM197 196V197H195V195ZM77 195V194H76ZM76 195L74 196V197H76ZM221 195V196H220ZM260 195V196H259ZM79 196H81V194H79ZM85 197H86V195H84ZM166 196V197H165ZM176 196V197H175ZM180 196V197H179ZM190 196V197H189ZM199 196H200V198H199ZM223 196H227L226 198H224ZM230 198H229V197ZM256 196V197H255ZM258 196V197H257ZM29 196H26V199L28 198ZM168 197H169V199H168ZM196 198V202H195V198ZM238 197H240V199H243V197H241V196H238ZM245 197V196H244ZM30 198V202L32 203V204H37V203H39L40 202V200H41V198L39 199V198H37L38 200H36V198L35 199H33L32 197H29ZM162 198V201H159L160 199ZM172 198V199H171ZM214 198H215V196H214ZM257 198V199H256ZM34 201H33V200ZM67 199H69L68 200V202L69 203H71L70 202V200L71 201H73V203H74V199L73 198H71V197H69L68 196V198ZM167 199V200H166ZM177 199V200H176ZM182 201H181V200ZM194 199V200H193ZM199 199H200V201H199ZM226 199V200H225ZM32 200V201H31ZM36 200V201H35ZM191 200V201H190ZM193 200V201H192ZM201 200H202V202H201ZM222 200V201H221ZM249 200V201H248ZM155 201V202H154ZM166 203H165V202ZM177 201H179V202H177ZM221 201V202H220ZM225 201V202H224ZM229 201V202H228ZM241 201V200H240ZM35 202V203H34ZM163 202V203H162ZM168 202V203H167ZM185 202V203H184ZM192 204H191V203ZM226 202H228V205H227V203ZM234 202V203H233ZM150 203L153 205H151V207H150ZM165 203V204H164ZM176 203V204H175ZM179 203V204H178ZM202 203H204L203 205H202ZM225 203V204H224ZM232 203V204H231ZM252 203H254L253 205H252ZM155 204V205H154ZM191 205V207L189 206V205ZM239 204V205H238ZM261 204V205H260ZM145 205H143V207H145ZM167 205V206H166ZM179 205V206H178ZM186 205H187V208H186ZM235 205V206H234ZM236 205H238V206H241V208L240 207H237ZM147 206L150 208V210L152 209L154 212H155V210H156V214H154V212L152 213L153 215H155V216H153L152 214H151V212H152V210L150 211L149 210V208H147ZM188 206H189V208H188ZM258 206V207H257ZM154 209H153V208ZM159 207V208H158ZM162 207V208H161ZM179 207V208H178ZM207 207H208V205H207ZM228 207V208H227ZM234 207V208H233ZM172 208V209H171ZM182 208V209H181ZM225 208V209H224ZM231 208V210H232V212H233V214H234V216H233V214L230 212L231 210H229ZM159 209V210H158ZM165 209H166V211H165ZM178 209V211L176 212V210ZM192 209V210H191ZM170 210V211H169ZM186 210V211H185ZM226 210V211H225ZM160 211V212H159ZM189 211H191V213L189 212ZM192 211H196L195 213L194 212H192ZM241 211L243 212V213H241ZM245 211V210H244ZM44 212L45 211H43V214H41L40 212L37 214V217L38 216H40V215H42V216H40L41 217V220H43V221H45L46 220V218H45V215H46V213L44 214ZM146 213V215H145V213ZM148 212V213H147ZM169 212V213H168ZM181 212V213H180ZM222 212V213H221ZM223 212H224V214H223ZM240 212V213H239ZM264 212V211H263ZM88 212H86V214H87ZM149 213H150V215H149ZM176 215H175V214ZM183 213V214H182ZM187 213V214H186ZM196 214V215H194V214ZM220 213H221V215H220ZM239 213V214H238ZM125 214H127V215H129L130 214V212L128 211L127 213H125ZM125 214H123L121 217H119V218H122V217H125L126 215ZM186 214V215H185ZM231 214H232V216H231ZM236 214V215H235ZM125 215V216H124ZM145 215V216H144ZM165 216V217H163V216ZM210 215V213L209 214H207V216H208V219H209V221H210V219L212 218L211 216H212V214H211V216H209ZM225 215H227V217L225 216ZM238 215H240V217L238 216ZM245 215V216H244ZM252 215V216H251ZM261 215H263V216H261ZM142 216V217H141ZM148 216V217H147ZM168 216V217H167ZM169 216H170V218H169ZM185 216H186V218H187V216H189V219L187 218H185ZM190 216H191V218H190ZM196 216V217H195ZM237 216V217H236ZM242 216H244L243 218H242ZM254 216V217H253ZM146 217V218H145ZM151 217V218H150ZM154 217H156L155 218V220H154ZM171 217H174V218H171ZM149 218H150V220H149ZM159 218H161L160 220H159ZM226 218V219H225ZM236 218H239V219H237V222H239L240 220V222H241V224L242 225H240L239 223H237L236 221H235V219ZM245 218V219H244ZM253 220V222H252V220ZM181 219V220H180ZM192 219H194V222H193V220ZM227 219H228V221H227ZM234 219V220H233ZM243 219V220H242ZM260 219V220H259ZM225 220V221H224ZM239 220V221H238ZM42 221V222H43ZM186 221H188V222H186ZM196 221V222H195ZM259 221H261V223L259 222ZM184 222V223H183ZM191 222V223H190ZM230 222V223H231ZM263 222V223H262ZM156 223V224H155ZM160 225H159V224ZM188 223H190L189 225H188ZM249 223V224H248ZM250 223H252V224H250ZM254 223V224H253ZM227 224V223H226ZM235 224H239L238 226H235ZM261 224V225H260ZM155 225V226H154ZM184 225H188V226H184ZM199 225V226H198ZM152 227L151 229H149L150 227ZM158 228H157V227ZM182 226V227H181ZM197 226H198V228L200 229H198L197 228ZM204 226H205V228H204ZM232 226V225H231ZM253 226V227H252ZM263 226V227H262ZM149 227V228H148ZM228 227V226H227ZM235 227H237V228H235ZM239 227L241 228L242 227V230L241 229H239ZM243 227H244V229H243ZM258 227V228H257ZM189 228V229H188ZM195 228V229H194ZM259 228H260V230H259ZM149 229V230H148ZM152 229H154V230H152ZM186 229H187V231H186ZM198 231H197V230ZM251 231H250V230ZM253 229V230H252ZM148 230V231H147ZM162 230H163V232H162ZM240 230V231H239ZM144 231V232H143ZM185 231V232H184ZM196 231V232H195ZM201 231V232H200ZM162 232V233H161ZM205 232V235L204 236H202L203 235V233ZM210 233V234H207V233ZM247 232V233H246ZM146 235H145V234ZM153 233L158 237V239H156L155 238V236L153 235ZM186 233H187V235H186ZM190 233V234H189ZM213 233V234H212ZM159 236H158V235ZM161 234H163V235H161ZM178 234V235H177ZM141 235H142V237H141ZM151 235V236H150ZM154 237H153V236ZM177 235V236H176ZM162 237V238H160L159 239V237ZM193 236H196L195 238L193 237ZM241 236V235H240ZM138 237H140L139 239H141V238H143L141 241H139V239H138ZM147 237L149 238L148 240H147ZM183 237H186L185 239L183 238ZM257 237H258V235H257ZM152 238V239H151ZM190 238V239H189ZM194 238V239H193ZM197 238V239H196ZM145 239V240H144ZM155 239H156V241H155ZM177 239V240H176ZM181 239H183V240H181ZM193 241H192V240ZM149 240H152L151 242H152V245H151V242L149 241ZM158 240V241H157ZM188 240H190V241H188ZM188 241V242H187ZM263 241H264V239H263ZM262 241V242H263ZM138 242V243H137ZM193 242V243H192ZM189 243V244H188ZM136 244V245H135ZM138 244V245H137ZM141 244V245H140ZM187 244V245H186ZM145 245V246H144ZM157 245V246H156ZM143 246H144V248H143ZM154 246V247H153ZM178 246H179V250L177 249L178 248ZM191 248H190V247ZM192 246H193V248H192ZM140 248V251H139V248ZM147 247L149 248L148 250H147ZM171 247H174V248H172V249H169V248H171ZM176 247V248H175ZM185 247H187V250H186V248ZM135 248V249H134ZM152 248V249H151ZM184 249V251L183 250H181V249ZM151 249V250H150ZM153 249H155V251L153 250ZM169 249V250H168ZM190 249V250H189ZM152 251H154V252H152ZM163 251H164V253H163ZM175 253H173V252ZM183 251V252H182ZM146 252H147V254H146ZM166 252V253H165ZM168 252V253H167ZM182 252V253H181ZM179 253V254H178ZM148 254H151L152 255V257L151 256H149ZM141 255V256H142ZM147 255V256H146ZM165 256V257H164ZM169 256V257H168ZM171 256V257H170ZM150 258V259H148V258ZM155 257V258H154ZM168 257V258H167ZM153 258V259H152ZM163 260H162V259ZM169 258H172V259H169ZM147 259V260H146ZM153 260H154V262H153ZM163 262H162V261ZM161 261V262H160ZM166 261V262H165ZM146 262V263H145ZM165 262V263H164Z\"/></svg>", "mask_w": 264, "mask_h": 264}]
</instances>
